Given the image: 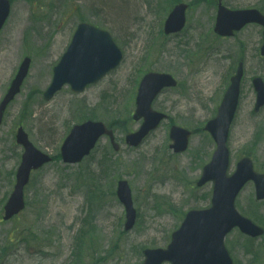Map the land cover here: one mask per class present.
<instances>
[{"label": "rangeland", "instance_id": "rangeland-1", "mask_svg": "<svg viewBox=\"0 0 264 264\" xmlns=\"http://www.w3.org/2000/svg\"><path fill=\"white\" fill-rule=\"evenodd\" d=\"M102 1L14 0L12 3V17L0 38V95L6 87V80L13 78L15 69L17 72L26 56L32 58V76L24 92H33L26 101L22 95L16 100V108L10 111L0 129V205L5 195L12 191L14 173L21 163L23 148L16 142L19 125L33 133L36 143L54 156V161L33 175L26 189L31 194L29 197H33L28 211L19 218L0 223V248L6 254L2 264H92L96 263L97 249L100 250V256H105L117 240L124 247L126 259H114L109 264L139 262V250L144 244V237L167 235L169 239L188 208L207 204L206 194L210 192V185L199 190L193 186V182L200 174L202 163L210 156L213 142L206 135L197 134L192 140L190 152L175 155L165 146L171 143L168 137L169 121H165L159 132L136 151L124 149L116 154L112 150L104 154L103 147L108 146L104 141L80 164L65 166L59 160L63 139L71 127L83 118L96 117L98 120L110 121L122 140L129 129L136 128L130 119L134 92L141 76L151 69L173 72L181 81L180 88L173 94L160 98L158 107L166 110L171 118L175 116L178 122L197 127L214 113L233 59L237 54H247V88L232 135L233 157L236 158L245 148H249L258 160L264 162V109L257 116L251 113L254 92L248 82L253 74H264V60L257 57L256 47L260 37L256 26H248L238 33L236 39L217 40L212 36L217 0H209L208 3L206 0H183L191 3L186 30L188 35L184 37V32L178 37H165L162 29L168 17V8L176 0H131V10L125 0H115L116 4L121 3L115 7L114 1L108 0V11L98 8V3ZM225 3L234 7H257L264 11V0H225ZM109 12L117 21L112 22L113 17L112 21L101 20H110ZM129 13V19L123 21ZM82 19L112 30L127 57L102 82L90 86L86 94L74 96L70 90H66L53 102L44 103L40 93L51 77L49 67L64 51L75 26ZM189 37L191 40L200 37L196 49L182 46L181 42ZM210 39L213 40V50L208 48ZM33 79L38 81L31 85ZM32 105H35L33 111ZM183 109L185 115L181 113ZM18 111L22 112L18 114ZM24 114L38 115L39 120L29 119L30 116ZM125 118L129 120L124 123L122 120ZM258 133L263 137L260 141L256 140ZM153 143L155 153L150 159ZM100 166L107 170L100 174ZM91 174L96 176L91 178ZM105 174V179L99 181L98 176L103 177ZM120 178L129 180L136 188L135 198L140 217L136 228L121 239L119 229L125 211L117 197L110 193L116 191V182ZM78 180L84 184V190L78 187ZM43 199L46 201V211L43 219L34 226L36 216L33 213L38 207L37 201H40L39 206L44 205ZM96 201L101 212L98 218L92 207V202ZM150 203L156 205L150 207ZM252 206L245 211L248 213ZM86 207L89 208L88 214L83 210ZM95 220L100 224L99 228L94 227ZM258 221L264 224V219ZM18 225L21 228L33 227V231L39 234L33 235L34 244L37 239L44 240L49 234V238L53 239L52 246H43L41 255H30L24 248L16 251L14 244L19 236ZM75 238L80 239L76 247ZM91 239L94 240L92 247L86 246ZM243 241L244 238L239 234L231 239L237 263L252 264L250 258L256 257L259 250H264V237L258 241L246 240L247 248L242 246ZM62 245L64 248L59 250ZM74 248L78 253L75 251L72 254ZM46 251L59 254L50 255Z\"/></svg>", "mask_w": 264, "mask_h": 264}, {"label": "water", "instance_id": "water-1", "mask_svg": "<svg viewBox=\"0 0 264 264\" xmlns=\"http://www.w3.org/2000/svg\"><path fill=\"white\" fill-rule=\"evenodd\" d=\"M3 0H0V12L2 11L1 18L2 20L5 19L9 7L6 5L3 7L1 3ZM249 16V12L247 13ZM251 18L248 17L247 21ZM257 20L264 23L263 17H256ZM180 22L176 24V26H179ZM103 41L101 42V47L103 50H109V57L105 59L103 64L100 61H97L94 63V66L96 68H102L105 65H108L114 60L117 55L119 54L118 50L116 49L115 45L112 43L110 38L108 36L103 37ZM75 47V43L72 44L70 51H72ZM264 51V49H263ZM59 74L56 75V82L58 81ZM152 84L144 82L140 98L141 100H145L146 98L154 97V95L157 93L158 85L156 83L155 78H171L167 75H154L153 77H149ZM240 78L241 73L238 74L233 79V84L231 85L222 108H220L219 117L217 120H215L212 125L208 126V129L212 131L214 134L216 140L218 141L219 148L217 152L215 153V157L213 159V162L206 168L205 171V178L202 179V181H205L206 179H215L216 181V192L220 190H231L232 192L237 191L239 187L243 185V183L249 179L250 177H254V173L252 170V166L249 161L244 160L239 167V170L231 177H228L226 175V170L229 162V151L226 146V141L228 137L229 127L233 118V114L235 111V108L238 103V97L240 93ZM261 81L257 80L255 81L256 86L259 89V96H260V102L259 105L264 102V87L260 85ZM211 124V123H210ZM152 124H147L144 129L150 127ZM110 133L106 130L104 125L102 123H86L82 126L76 127L73 132L70 134V136L67 138L62 151L63 155L66 161L71 162H77L82 159V157L89 153L91 148L95 145L96 140L98 137L103 133ZM183 136L182 140L176 139L177 142H181L182 146L184 143ZM24 143H27L25 138L21 139ZM182 146L179 147L182 149ZM248 166V167H246ZM29 169L30 164L27 166V161L24 163V165L21 167L19 171V184L17 186V190L10 200L7 210L9 214H12L21 207L22 205V187L26 183L29 175ZM222 227V225H220ZM227 226H225L226 228Z\"/></svg>", "mask_w": 264, "mask_h": 264}]
</instances>
